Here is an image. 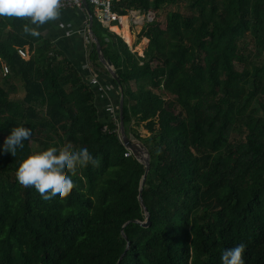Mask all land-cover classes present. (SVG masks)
<instances>
[{"label": "trees", "instance_id": "obj_1", "mask_svg": "<svg viewBox=\"0 0 264 264\" xmlns=\"http://www.w3.org/2000/svg\"><path fill=\"white\" fill-rule=\"evenodd\" d=\"M113 4L155 13L138 33L149 38L141 54L95 17L92 26L119 76L126 133L150 152L145 183L95 86L25 33L27 20L0 16V144L13 126L32 130L16 156L0 153V264H117L123 252L119 264H222L241 242L245 264H264V0ZM89 56L109 74L94 41ZM50 146L87 147L97 162L68 173L67 196L45 200L15 171ZM140 192L147 226L136 221L146 219Z\"/></svg>", "mask_w": 264, "mask_h": 264}, {"label": "clouds", "instance_id": "obj_2", "mask_svg": "<svg viewBox=\"0 0 264 264\" xmlns=\"http://www.w3.org/2000/svg\"><path fill=\"white\" fill-rule=\"evenodd\" d=\"M61 0H0V16L28 18L31 25L40 26L60 16ZM25 33L40 35L37 27L22 26ZM32 130L24 124L11 127L0 144V153L9 152L16 156L17 148L24 147V141ZM96 159L87 147L74 149L47 147L36 149L25 155L15 171L16 180L23 186L34 188L42 199H59L69 194L73 188L71 175L78 167L95 165ZM243 242L222 251V264H245L242 253Z\"/></svg>", "mask_w": 264, "mask_h": 264}, {"label": "crops", "instance_id": "obj_3", "mask_svg": "<svg viewBox=\"0 0 264 264\" xmlns=\"http://www.w3.org/2000/svg\"><path fill=\"white\" fill-rule=\"evenodd\" d=\"M60 13L61 14L57 20L47 21L45 24L38 27L31 25L28 18L24 19L27 20L30 27H37V30L40 33V35H38L40 37L39 41L46 39L56 45L57 48L63 51L72 60L74 65L86 78L96 76L101 82L109 85V88L105 90L98 89L95 86L97 95L96 101L100 107V111L103 112L108 102L115 104L119 92L113 84L110 73H98L92 67L89 50L91 43L94 40L92 39V36L89 32L88 16L85 11L73 7L60 8ZM133 26L134 25L130 26L129 21H126L123 25L113 24L110 30L120 34L132 47L130 40L132 37L133 39L136 38V32L134 29L136 26ZM126 32L129 34V37L125 36ZM146 40L148 41L147 43L141 42L138 44L139 49H144V51L146 50L149 43V38ZM138 42L139 41H136V43ZM25 47L30 51L29 45H26ZM142 54H144V52ZM145 130L146 129L143 128L144 132Z\"/></svg>", "mask_w": 264, "mask_h": 264}, {"label": "built area", "instance_id": "obj_4", "mask_svg": "<svg viewBox=\"0 0 264 264\" xmlns=\"http://www.w3.org/2000/svg\"><path fill=\"white\" fill-rule=\"evenodd\" d=\"M87 2L88 8L85 3ZM89 5L93 8L91 11ZM78 8L86 12L88 20L90 17H94L102 23L103 26L111 29L113 24L123 25L126 21H129L130 26H142L151 21L155 17V13L150 9L143 11L141 9L131 8L127 13H121L120 11L114 9L113 0H61L60 8ZM18 52L21 56L25 58L30 57V51L26 47H18ZM4 74L9 72V67L3 64ZM89 82L96 86V88L105 90L109 88V85L101 82L96 76L88 78ZM106 111L111 115L112 118L117 120L118 132L121 141L123 142L121 131H120V119H119V105L112 102H108L105 106ZM107 126L105 125V129ZM134 139V138H133ZM132 151L127 147L125 155L128 156Z\"/></svg>", "mask_w": 264, "mask_h": 264}, {"label": "water", "instance_id": "obj_5", "mask_svg": "<svg viewBox=\"0 0 264 264\" xmlns=\"http://www.w3.org/2000/svg\"><path fill=\"white\" fill-rule=\"evenodd\" d=\"M86 7L88 8V4L87 2L85 3ZM93 17L89 18V32L92 36V39L94 40L96 47H97V52L99 55L100 60L102 61V63L105 65V67L108 69L109 73L111 74V76L113 77V79L119 84L120 80H119V76L112 64V61L110 58H107L104 55V52L102 50L101 44L99 39L95 36L94 32H93ZM120 88V85H118ZM119 116H120V131H121V135H122V139H123V143L126 147H128L132 153L141 161L145 164L146 166V171L143 175L142 181H141V185H143L145 183L146 180V176L147 173L149 171L150 168V152L148 150V148L145 146V144L140 141V140H135L132 139L131 137H129L126 133L125 130V125H124V115H123V108H124V95L123 93L120 94V99H119ZM142 190V186L140 187V191ZM139 200L145 210L146 213V219L145 220H137L138 222H140L142 225L147 226L150 224V213L144 203L143 197H142V193H139ZM125 252L122 253V255L120 256L117 264H119V262L121 261V259L123 258Z\"/></svg>", "mask_w": 264, "mask_h": 264}, {"label": "rangeland", "instance_id": "obj_6", "mask_svg": "<svg viewBox=\"0 0 264 264\" xmlns=\"http://www.w3.org/2000/svg\"><path fill=\"white\" fill-rule=\"evenodd\" d=\"M165 11H162V13H161V15H160V20H161V23H162V25L163 26H165V24H166V16H165ZM133 27H135V26H133ZM135 29V32H136V38L135 39H133V37L131 38V44H132V47H133V49L134 50H137L138 51V53H139V49H138V44H140L141 42H148L146 39V37H143L138 43H136V41H138V32L141 30V28L139 27V26H136V28H134ZM122 33V32H121ZM134 34V33H133ZM137 44V45H136ZM139 54H141V52L139 53ZM16 96L17 97H20L21 96V94L19 93V94H16ZM143 130V129H142ZM144 132V131H143ZM148 131H146L145 130V132L144 133H147ZM135 140H138V139H135Z\"/></svg>", "mask_w": 264, "mask_h": 264}, {"label": "bare ground", "instance_id": "obj_7", "mask_svg": "<svg viewBox=\"0 0 264 264\" xmlns=\"http://www.w3.org/2000/svg\"><path fill=\"white\" fill-rule=\"evenodd\" d=\"M127 30H128V29H127ZM125 36H126V37H129V34L126 32V33H125Z\"/></svg>", "mask_w": 264, "mask_h": 264}]
</instances>
